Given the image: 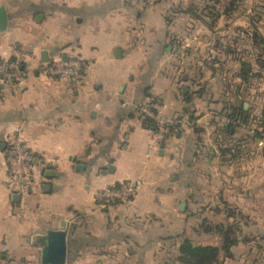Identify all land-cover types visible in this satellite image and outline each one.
Listing matches in <instances>:
<instances>
[{
	"label": "crops",
	"instance_id": "1",
	"mask_svg": "<svg viewBox=\"0 0 264 264\" xmlns=\"http://www.w3.org/2000/svg\"><path fill=\"white\" fill-rule=\"evenodd\" d=\"M252 1L0 0V60L21 68L0 83V264H45L52 229L67 233L64 264H182L211 247L209 264H264V85L250 83L264 78V0ZM57 57L82 60L79 84L42 72ZM148 100L170 120L162 134ZM15 136L42 158L18 198L4 184ZM121 182L129 200L95 198Z\"/></svg>",
	"mask_w": 264,
	"mask_h": 264
},
{
	"label": "built area",
	"instance_id": "2",
	"mask_svg": "<svg viewBox=\"0 0 264 264\" xmlns=\"http://www.w3.org/2000/svg\"><path fill=\"white\" fill-rule=\"evenodd\" d=\"M40 68L49 77L73 81L78 84L83 77V62L79 57L52 58L46 64H42ZM20 78L21 68L17 57L0 60L1 84L9 82L15 85ZM250 83L253 87L262 86L264 85V78L260 75H253L250 78ZM140 111L144 117L155 122V129L158 134H162L168 129L170 120L162 114L160 106L155 100L146 101L140 106ZM255 121L264 141V118L260 119L259 116L255 118ZM4 161L7 167L5 186L13 194L27 192L30 177H32L34 168L42 165V158L27 149L21 139L15 136L9 141L4 151ZM132 194V185L129 182H121L102 188L95 193V198L101 202L127 201Z\"/></svg>",
	"mask_w": 264,
	"mask_h": 264
},
{
	"label": "water",
	"instance_id": "3",
	"mask_svg": "<svg viewBox=\"0 0 264 264\" xmlns=\"http://www.w3.org/2000/svg\"><path fill=\"white\" fill-rule=\"evenodd\" d=\"M7 12L4 6L0 5V30H4L7 26ZM19 194L15 193L14 198H18ZM65 230L52 229L48 230L45 236V243L41 248L40 259L45 264H64L67 256L66 252Z\"/></svg>",
	"mask_w": 264,
	"mask_h": 264
},
{
	"label": "trees",
	"instance_id": "4",
	"mask_svg": "<svg viewBox=\"0 0 264 264\" xmlns=\"http://www.w3.org/2000/svg\"><path fill=\"white\" fill-rule=\"evenodd\" d=\"M256 39L257 41L260 42L262 41V39L259 38ZM254 75H261V74L259 71H256ZM259 116L260 119L264 118V113L257 115L256 118ZM153 126L155 127V125ZM214 250L215 249L211 247V248H206L205 250L191 251L184 256H180V259L182 260V264H209V261L212 260L214 257Z\"/></svg>",
	"mask_w": 264,
	"mask_h": 264
},
{
	"label": "rangeland",
	"instance_id": "5",
	"mask_svg": "<svg viewBox=\"0 0 264 264\" xmlns=\"http://www.w3.org/2000/svg\"><path fill=\"white\" fill-rule=\"evenodd\" d=\"M252 0H222V4L217 5L218 10H248L249 7H252ZM258 2H261L258 1ZM212 9L216 10L214 6H211ZM261 9V8H260ZM254 10H256L254 8Z\"/></svg>",
	"mask_w": 264,
	"mask_h": 264
}]
</instances>
